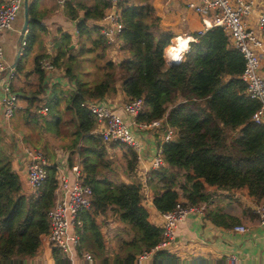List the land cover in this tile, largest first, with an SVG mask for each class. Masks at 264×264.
<instances>
[{"label":"trees","instance_id":"obj_1","mask_svg":"<svg viewBox=\"0 0 264 264\" xmlns=\"http://www.w3.org/2000/svg\"><path fill=\"white\" fill-rule=\"evenodd\" d=\"M35 3L29 8L32 18L26 53L33 47L38 24ZM108 5L106 2L94 11L89 9L78 24L79 56L94 54L102 80L95 85L86 82L83 64L79 73H73V63L78 57L70 56L67 64L64 61L68 51L74 50L70 46L71 36L65 34L66 46H59L53 61L56 67H66L65 77L75 89H66L61 83L54 85L45 97L49 108L46 115L39 113L35 100L41 99L37 97L30 100L26 109L17 112L32 126L25 133L27 143L40 149L38 143L54 132L56 139L64 140L63 145L71 151L69 164L73 163L74 155L82 159L85 182L92 187L93 197L91 210L81 214L79 252L91 251L101 264H125L155 248L162 240L163 230L152 222L142 182L124 181L112 165L109 149L129 150L130 158L123 171L126 175L135 170L137 153L122 143L107 144L94 134L96 118L81 103L116 94L117 83L122 81L127 96L145 98L139 121L166 117L167 123L178 130L176 139L164 145L167 165L151 170L147 181L153 203L162 213L173 210L182 199L187 205L209 202L218 190L258 202L264 200V124L252 120L261 103L246 94L247 84L241 78L244 55L230 46L222 28H213L203 35L195 33L197 41L190 44L185 59L167 67L165 49L174 34L160 29L161 20L151 3L128 5L122 11L124 28L119 38L129 57L115 65L106 59L110 45L100 26L90 28L87 24L90 18L101 19ZM86 41L91 45L87 46ZM45 57L42 54L35 59L42 81L46 76L41 68ZM17 68L22 67L19 64ZM41 91L44 93L46 89L43 87ZM34 106L36 109L32 110ZM65 113H70L67 120ZM62 127L67 129L65 133ZM235 131L238 132L234 135ZM7 137L0 130V264H30L27 258L38 252L49 232L48 212L55 203L57 169L49 167L47 178L35 194L27 195L25 181L13 169L15 143L7 141ZM111 208L123 225L114 236L118 252L113 259L106 256V240L99 219ZM208 216L224 227L238 222L237 218L217 211ZM50 264L74 263L71 257L53 247ZM150 264H224V260L198 257L185 261L172 251L158 250Z\"/></svg>","mask_w":264,"mask_h":264},{"label":"built area","instance_id":"obj_2","mask_svg":"<svg viewBox=\"0 0 264 264\" xmlns=\"http://www.w3.org/2000/svg\"><path fill=\"white\" fill-rule=\"evenodd\" d=\"M186 3L187 8L194 11L201 20L202 27L197 31L203 35L213 28H222L228 36L231 47L239 50L245 58L244 72L241 78L246 82V94L257 99L261 106L254 113L252 120L264 124V10L259 12L257 28H252L248 18L256 10L255 0H179ZM108 7L101 18V34L112 45L119 39L124 28L122 11L130 5V0H106ZM24 8V0H0V80L3 79V106L6 119H12L19 108V96L13 89V82L18 77L15 67L7 71L2 34L12 29L18 14ZM197 41L195 34H179L171 39L165 49L166 66L181 63L190 51V44ZM26 41L22 47H26ZM41 68L50 75L55 66L50 61H42ZM54 83L51 78L49 84ZM81 105L90 110L96 118L94 134L100 135L107 144L122 143L131 147L138 157L136 173L142 179L144 192L147 190L149 173L153 169L165 167L164 145L176 139L178 130L167 123L166 117L153 121H139L138 117L145 108L144 97L129 98L122 104L124 112L130 117L126 121L116 112V107L106 97L85 100ZM39 113L47 114V105L41 106ZM151 149L149 155L146 150ZM28 158L27 186L36 189L48 176V168L57 169V188L55 203L48 212L49 232L47 241L52 247L59 248L71 257L80 247V230L83 227L81 214L92 208V187L87 184V175L82 159L77 156L72 164L64 166V162L53 163L46 154L35 147L26 146ZM134 171V172H135ZM181 200L176 207L162 213V240L153 249L141 253L133 262L125 264H145L152 260L158 250L172 251L177 230L180 224L190 215L203 217L206 206L187 205ZM261 224H264V202L253 208ZM236 231L247 232L244 225L235 227ZM81 264H101L98 258L88 250L79 253ZM224 264H243L235 253L227 254Z\"/></svg>","mask_w":264,"mask_h":264},{"label":"crops","instance_id":"obj_3","mask_svg":"<svg viewBox=\"0 0 264 264\" xmlns=\"http://www.w3.org/2000/svg\"><path fill=\"white\" fill-rule=\"evenodd\" d=\"M29 7L36 1L34 13L38 20V24L34 30V44L29 52H25V47L19 51V37L25 23L24 8L18 14L12 29H7L2 34V46L5 52L7 69L21 65V70H18V77L13 82V89L19 96L18 110H24L28 107L30 100L33 97L47 96L51 92L48 88L49 81L52 78L53 86L61 83V86L70 89L69 79L61 72L60 67L55 66L53 73L45 71L46 76L42 81L40 73L36 71L35 59L38 55H45L44 61H50L57 56V41L61 40L65 44L63 36L68 34L71 36V48L80 50L81 41L78 34V24L85 19L87 11L95 10V8L103 7L106 0H28ZM256 10L249 16L248 23L252 28H257L258 16L261 10H264V0H255ZM151 3L154 7L156 15L161 20V30L168 31L174 34V37L179 34H195L202 27L200 17L191 9L187 8L186 3L179 0H130V5H146ZM107 7L104 8V13ZM29 17L32 16L29 13ZM29 18V19H30ZM90 28L99 25L101 28V19L90 18L87 20ZM28 32L24 40L28 37ZM87 46L91 45L90 41H86ZM110 45V44H109ZM20 53V55H19ZM86 53L83 57H78V61L87 60L89 56ZM87 55V56H86ZM27 61L31 60L32 63ZM53 57V58H52ZM129 57V51L123 48V43L119 38L116 43L110 45L106 51V59L111 60L115 65H119L121 61ZM119 69V67H118ZM52 70V71H53ZM86 71V72H85ZM89 71V70H88ZM84 67L83 73L88 72ZM80 71H78L79 73ZM91 72V71H90ZM47 82V83H46ZM67 83L66 87L65 84ZM121 84L117 83L118 92L113 95H108L106 98L116 107V112L120 114L126 121H130V117L124 112L122 104L130 97L122 90ZM46 89L42 92L41 89ZM37 100H35L36 102ZM46 101V99H45ZM44 103L46 104V102ZM44 104V105H45ZM36 109L35 106L32 110ZM16 111V112H17ZM46 115V114H45ZM32 126L27 125L21 115L15 114L13 119H6L3 106V89L0 87V130L5 132L7 141L15 143L13 152V169L19 173L26 185V194L34 195L35 191L27 186V166L28 158L25 153L26 146H32L25 140V133L31 130ZM56 140V138H54ZM34 147V146H32ZM70 151V150H68ZM71 152V151H70ZM151 149H147L149 155ZM71 154V153H70ZM72 156V154H71ZM77 155L73 156V159ZM51 161V160H50ZM64 166H68L69 159H61ZM52 162V161H51ZM59 161H55L56 163ZM136 169V168H135ZM135 171V170H134ZM126 175L123 171H117L124 181L132 182L139 180L141 177L135 172ZM146 198L150 208L152 222L162 227L163 218L162 212L158 211L153 203V198L149 194L147 188ZM264 200L258 202L255 199H250L244 195L233 193L228 190H218L217 194L209 201L204 203L206 206L205 215L197 217L190 215L183 221L178 230L177 237L174 241L172 252L176 253L183 260L189 261L198 257L210 258L216 261L224 260L225 256L230 253H235L239 256L243 264H264V224H261L258 216L253 208L258 203H263ZM212 211L221 212L229 216L237 218V221L231 227H224L215 224L209 213ZM104 239L106 240L105 250L106 256L113 259L118 252V247L115 243L114 236L117 231L123 227L118 222V213L113 209H109L106 215L100 218ZM99 221V222H100ZM238 225H244L249 230L247 232H239L235 230ZM52 246L45 238L38 252L32 257L27 258L30 264H50L52 262ZM79 250H75L71 259L74 264H81L79 260ZM151 261L145 263L150 264Z\"/></svg>","mask_w":264,"mask_h":264},{"label":"rangeland","instance_id":"obj_4","mask_svg":"<svg viewBox=\"0 0 264 264\" xmlns=\"http://www.w3.org/2000/svg\"><path fill=\"white\" fill-rule=\"evenodd\" d=\"M67 42L68 41L66 40V43ZM57 44L60 45V47H62V48L66 46L65 44L62 43L61 40L57 41ZM59 50H60V48L57 46V51H59ZM87 55L88 56L90 55V56L88 58H86L87 60H85L83 63L78 61V60L73 63V73H78V71H79L78 69L80 68L81 64H83L84 67L87 69V71L89 70L87 73H83V79L86 82H88L90 85H95L102 80L103 74L95 62L96 58H94V54L90 53ZM70 56H74L75 58L79 57V51L78 50L68 51L67 56L64 59L66 64H67V59ZM27 59H28V57L26 58L25 61H27ZM53 60H54V58L51 59L50 62L54 65ZM27 62L33 64V62L31 60H29ZM60 68L63 69V70H61V72L63 74H66V72H67L66 67L64 66V67H60ZM54 70L51 73H53ZM46 78L48 80L47 76H46ZM2 81H3V79L0 80L1 90L3 89ZM118 84H121V81H118ZM66 85H67V83L65 84V87H66ZM49 87L51 89L53 87V84L52 85L49 84ZM69 87L72 90L75 89L74 85H72V84ZM37 99L38 100L41 99L39 101H36V102H38V108H40L41 106H44V104H45L44 101H45V99L47 100V98H43V97H40V98L37 97ZM69 114L70 113H65L64 120H67L69 118V116H70ZM66 131H67V129L65 127H62V132L65 133ZM237 132L238 131H235L232 133L235 135ZM54 138H57L56 134L54 132H49V134H47L45 136L44 140L38 143L39 148L42 149L45 153H47L48 157L50 158V160L52 162L60 161L61 159H66V157H68V159H70V157H71L70 153L71 152L68 151L67 147H65L63 145L65 143V141L64 140H58V139L55 140ZM126 147H128V146H126ZM128 151L129 150H127V148L115 149V148L110 147L109 152H110V158L112 161V165L117 171H124L125 170V167L127 166L126 162L128 163V160L130 158ZM144 195L146 197V192H144Z\"/></svg>","mask_w":264,"mask_h":264},{"label":"water","instance_id":"obj_5","mask_svg":"<svg viewBox=\"0 0 264 264\" xmlns=\"http://www.w3.org/2000/svg\"><path fill=\"white\" fill-rule=\"evenodd\" d=\"M29 1L28 0H24V14H25V23H24V26H23V29H22V33L19 37V51L22 50V43L24 42V38L26 36V33L28 32V28H29V21H30V17H29V13H30V10H29ZM20 55V53H19ZM13 68V67H11ZM11 68L7 69L6 72H9L11 70Z\"/></svg>","mask_w":264,"mask_h":264}]
</instances>
